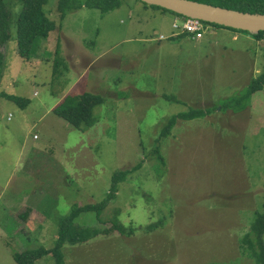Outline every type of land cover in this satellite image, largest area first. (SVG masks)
Returning a JSON list of instances; mask_svg holds the SVG:
<instances>
[{"label":"rangeland","instance_id":"1","mask_svg":"<svg viewBox=\"0 0 264 264\" xmlns=\"http://www.w3.org/2000/svg\"><path fill=\"white\" fill-rule=\"evenodd\" d=\"M58 1L45 7L55 31L23 62L19 7L6 0L13 23L0 93L29 104L0 102V264L53 249L60 220L105 201L114 174L137 163L100 218L75 220L100 230L116 221L132 233L66 244V264H256L243 239L264 213V93L241 97L264 74V39L212 24L202 39L171 38L181 35L176 15L139 0L61 19ZM58 45L65 63L53 76ZM86 93L103 100L93 127L79 131L49 112L63 96ZM191 112L206 116L179 119L162 138L172 117ZM25 206L33 209L22 220Z\"/></svg>","mask_w":264,"mask_h":264},{"label":"trees","instance_id":"2","mask_svg":"<svg viewBox=\"0 0 264 264\" xmlns=\"http://www.w3.org/2000/svg\"><path fill=\"white\" fill-rule=\"evenodd\" d=\"M16 6L19 7L16 15V54L23 62H30L38 56L39 49L43 43H45L51 34L55 31L57 25L52 21L45 10L49 0H15ZM141 1V0H139ZM209 5H214L227 10L240 11L251 14H264V0H191ZM144 3V2H143ZM146 4V3H144ZM147 7L149 6L146 4ZM122 6V0H59L58 11L61 19H64L67 14L80 10L82 7L98 9L102 14L109 13L117 10ZM152 8L161 9L163 11L170 12L160 7L150 6ZM173 13V12H171ZM175 14V13H173ZM12 12L6 0H0V84L4 77L6 70L5 64V45L11 40V25ZM176 17H182L175 14ZM206 23V22H205ZM211 25L210 23H206ZM213 26L232 30L234 32L246 33L253 36L256 40L264 39V32L258 34H251L246 31L234 30L231 28H225L212 24ZM187 34H181L182 37ZM175 37V36H174ZM171 37V38H174ZM203 38V37H202ZM195 39V38H193ZM198 40V39H195ZM55 59L53 63V76L59 72L64 65V60L61 58L59 45L55 51ZM41 56L40 59H42ZM264 93V74L254 79L246 92L241 97V101H250L252 97L258 93ZM2 99H7L11 102L17 103L20 108H25L29 104V100H25L19 97L8 95L5 92L0 93V102ZM233 103H238L234 101ZM103 104V100L96 95L82 94L79 96H67L59 103L53 113L63 120L67 121L73 128L82 131L87 128H91L96 124V117L94 115L95 109ZM206 116L203 112H191L187 114H181L176 117H172L167 125L163 128L162 138L167 137L172 129L175 127L177 121L185 120H197ZM141 163L131 170H124L114 174L113 185L111 191L108 194L105 201L98 205H87L83 207L75 206L72 212L60 220V231L56 241V245L53 249H36L27 250L20 253H12L15 264H35L38 258L52 255L55 260V264H66L65 254L63 249L66 244L78 245L88 243L90 240L104 234L109 236L112 232L118 231L121 234H131L132 230L127 232L126 228L118 222L112 221V227L110 229L100 230L99 228L84 229L75 225V220L83 212H97L98 218L101 217L102 212L115 200L118 193V185L121 182L127 180L128 176L141 168ZM30 208L18 216L20 219L25 220ZM100 223H102L100 221ZM103 224V223H102ZM150 230L153 226H149ZM24 230V229H23ZM243 245L247 248L249 256L252 254L256 264H264V213L258 214L254 223L251 226L250 231L243 239ZM251 252V254H250Z\"/></svg>","mask_w":264,"mask_h":264},{"label":"water","instance_id":"3","mask_svg":"<svg viewBox=\"0 0 264 264\" xmlns=\"http://www.w3.org/2000/svg\"><path fill=\"white\" fill-rule=\"evenodd\" d=\"M149 6L160 7L177 15L199 19L225 28L251 34L264 32V14L227 10L191 0H141Z\"/></svg>","mask_w":264,"mask_h":264},{"label":"built area","instance_id":"4","mask_svg":"<svg viewBox=\"0 0 264 264\" xmlns=\"http://www.w3.org/2000/svg\"><path fill=\"white\" fill-rule=\"evenodd\" d=\"M209 28V25L199 19L183 16L176 17L173 24V29L178 31V34H189L195 39H201ZM163 38L162 36L161 39Z\"/></svg>","mask_w":264,"mask_h":264},{"label":"crops","instance_id":"5","mask_svg":"<svg viewBox=\"0 0 264 264\" xmlns=\"http://www.w3.org/2000/svg\"><path fill=\"white\" fill-rule=\"evenodd\" d=\"M173 28V27H172ZM178 34V33H177ZM171 35H174L173 33L171 34ZM171 35H170V37H171ZM176 35V34H175ZM177 36H180V35H177ZM162 37V36H161ZM176 37V36H175ZM174 37V38H175ZM239 38V35L238 34H234L233 35V37H232V39L233 40H236V39H238ZM202 39V38H201ZM6 71V70H5ZM67 96H63V98H61V99H58V101H56V103L54 104V106H52L50 109H49V112H52L53 113V110L55 109V107L59 104V103H61L62 102V100L64 99V98H66ZM25 208H30L31 210L33 209V208H31V207H29V206H25ZM5 247V246H4ZM5 249H7L6 247H5Z\"/></svg>","mask_w":264,"mask_h":264}]
</instances>
